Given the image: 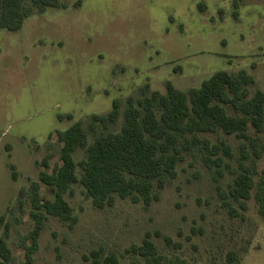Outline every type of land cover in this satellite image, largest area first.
I'll list each match as a JSON object with an SVG mask.
<instances>
[{
    "label": "rangeland",
    "instance_id": "rangeland-1",
    "mask_svg": "<svg viewBox=\"0 0 264 264\" xmlns=\"http://www.w3.org/2000/svg\"><path fill=\"white\" fill-rule=\"evenodd\" d=\"M61 3L28 18L17 32L0 31V238L12 253L6 264H25L35 225L33 184L52 199L40 173L45 158L49 173L60 165L58 131L108 113L115 99L141 98L147 86L165 94L171 82L187 92L219 71L244 70L255 78L251 93L264 91V0H238L237 15L235 0ZM250 135L264 145V135L252 128ZM204 137L226 141L234 153L227 162L238 167L240 140ZM84 156L79 151L75 158ZM256 164L259 181L264 154ZM233 179L227 172L215 181L194 154L150 207L118 200L97 209L84 187L73 185L65 198L76 225L48 216L32 264H90L85 257L94 250L129 264L126 249L147 233L166 257L163 264H264V219L254 198L247 211L224 199Z\"/></svg>",
    "mask_w": 264,
    "mask_h": 264
},
{
    "label": "trees",
    "instance_id": "trees-1",
    "mask_svg": "<svg viewBox=\"0 0 264 264\" xmlns=\"http://www.w3.org/2000/svg\"><path fill=\"white\" fill-rule=\"evenodd\" d=\"M61 2L0 0V31L17 32L28 18L61 8ZM204 7L199 5L201 10ZM235 9L237 15L238 0ZM254 84L255 78L242 70L236 74L216 72L200 87L187 92L171 82L167 83L165 94L150 92L147 86L141 98L130 96L124 104L115 99L108 113L93 115L87 124L76 121L65 131H58L60 165L49 173V158H45L42 164L46 170L40 173V181L52 191V199H44L40 186L33 184L31 216L35 225L27 236L31 243L25 248V264L33 263L48 216L71 229L76 225L78 218L65 198L73 185L84 187L97 209L113 207L118 200L150 207L160 200L167 185L177 179L178 166L188 155L199 154L217 182L227 172L232 175L233 183L224 199L228 202L227 197L230 198L242 211H247L248 201L254 198L264 219V171L256 180V163L263 157L264 145L259 137L250 135L251 128L256 135H264V91L257 89L252 94L250 88ZM59 118L62 120L63 116ZM66 118L72 120L73 116ZM220 134L241 141L237 168L227 162L234 160V153L226 141L214 143L204 137ZM79 151L85 156L77 161L75 155ZM228 204L229 210L236 213ZM19 205L22 207V201ZM165 241L171 242L169 238ZM126 255L129 264L166 261L148 233L141 244L126 249ZM85 259L90 264H124L116 253L105 254L102 250L92 251ZM11 260V250L6 240L0 238V264Z\"/></svg>",
    "mask_w": 264,
    "mask_h": 264
}]
</instances>
